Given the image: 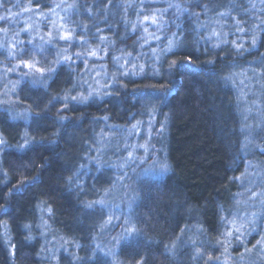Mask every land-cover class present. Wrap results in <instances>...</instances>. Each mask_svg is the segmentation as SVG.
<instances>
[{"label":"trees","instance_id":"1","mask_svg":"<svg viewBox=\"0 0 264 264\" xmlns=\"http://www.w3.org/2000/svg\"><path fill=\"white\" fill-rule=\"evenodd\" d=\"M152 1L0 0V90L12 63L4 48L7 30L23 38L21 61L29 23L41 24L52 9L78 41L74 48L53 36L55 51H45V61L36 56L39 75L23 69L13 96L1 95L0 264H238L232 255L240 244L232 241L246 211L247 161L255 160L256 168H249L264 180V31L251 43L247 32L233 34L219 17L238 15L240 28L248 27L253 18L246 21L241 8L259 0H174L161 17L165 31L152 30L171 36L174 47L156 53L154 62L144 53L140 27L160 7ZM260 16L264 26V9ZM212 21L219 35L226 34L222 45ZM107 43L114 45L106 67L111 78L119 73L106 97L73 101L82 92L88 52ZM235 74L259 89L258 119L252 117L257 109L240 97ZM150 112L149 156L160 169L152 176L127 166L122 174L124 157L115 158L106 145L118 133L103 138L102 123L128 128ZM99 143L102 149L95 150ZM126 183L131 232L115 243L113 263L96 246L102 239L99 207L118 196L124 211L126 198L112 190ZM43 220L54 235L42 233ZM51 237L67 250L52 248Z\"/></svg>","mask_w":264,"mask_h":264},{"label":"rangeland","instance_id":"2","mask_svg":"<svg viewBox=\"0 0 264 264\" xmlns=\"http://www.w3.org/2000/svg\"><path fill=\"white\" fill-rule=\"evenodd\" d=\"M173 1L174 0H153L151 5L154 6L155 4H159V9L155 10L153 13L147 16L148 19H144L140 25L144 33V53L145 55H147V58H149L153 62L155 61L154 57L156 56V53H159L160 51L162 53L167 52L165 50L169 48L172 38L171 36H167V34L165 38L161 37L159 34H155L154 32H152V30H161L162 28L163 31H165L166 26L165 23H163V21L161 20V17ZM256 8H259V12L255 11ZM263 9L264 0H259L258 4L256 2L252 5H249L244 9V12L241 8V13H248V15H245L244 17L246 21L250 17L253 18V21L250 24L248 23V27L245 26L244 28L242 26V28H240V24H242L243 21H240V16L238 15H233L231 21L224 19L223 17H219L222 24L221 26H225L228 22L229 31L233 32V34H239L240 36L243 34V32H247L246 34L248 35L246 37V41H250L253 39L251 42L253 43L256 38L257 40L258 38H260L261 32L264 31V26L262 25L261 20L262 15L260 16V13ZM251 12H253L254 14L252 15ZM42 16L43 18L41 24L39 23V25L36 26L35 23L31 21L28 25L29 39L26 45H28L29 47L26 49L27 53L25 61H21V59H19L21 56H23L22 51L23 47H25V44H21V39L23 38H21L18 33L12 32L10 30H7L4 36V48L7 52V55L12 58V63L10 70L6 76L8 81L0 90L1 100H4V98L1 96L3 94H9L10 97L13 96L12 92L17 87L18 82L25 75L21 73L23 69H29L28 74H35L36 76L39 75V72L33 68V66H36V56L43 57L45 61V51H48V49L51 51H55L52 44L53 36L57 37L61 41H67L74 48L78 46V41L74 38L72 32L67 31V29L62 25L59 10L52 9ZM153 19L155 20V23H153ZM136 21L137 18L132 20L130 26L131 29H133ZM215 22L216 21H212L214 29L213 34L219 35L218 30L215 27ZM42 27H45V30H43ZM145 29L147 31H145ZM226 31L227 30L224 27V32L222 33L225 34ZM65 33H70V38L61 39V37L64 36ZM219 36L220 43L217 46L222 45V43L226 42V34L225 37H223L222 35ZM242 39L243 38H241V40ZM244 42L245 41H242L241 44H244ZM33 44H35L36 47H33ZM113 45L114 44L111 43H107L106 45H99V49L94 50V52H88L89 63L87 65V71H84L85 77H83V80L81 81L83 88L80 90L82 92H80L76 96L77 101H81L79 99L80 97L87 98L83 101L95 99L94 97H106L109 83L111 82L112 84L115 80L114 77L117 73H119L114 72L111 78L112 70L109 71L108 67H106L105 64V55ZM231 49L237 51L240 50V48L238 46H235L234 44L232 45ZM115 61L116 58L112 61L111 66L114 65ZM135 61L136 59H133V62ZM119 66L124 67L125 64L120 63ZM12 72H14L15 75H11ZM41 72L42 71H40V73ZM234 79L235 81L237 80L242 84H240L242 86V88L240 87V97L242 95L243 99H245L244 103L246 107H249L251 104L253 110L256 111L257 109L256 113L252 117H256L258 119L259 89L255 88L252 83L245 82V79H240L236 74ZM254 89H257V91H255ZM64 100H66V98H64ZM22 113L26 114L23 110L19 111L20 119L25 118L21 116ZM151 116L152 113L150 112V114H147L142 120H136L128 128H125V126H111L107 125V123H102L103 127L101 128L100 133L103 138H109L111 135L118 133V137L111 138L106 145L111 148V152H114V154L116 155L114 156L115 158L124 157V159L122 158V165L120 167L122 170V174H126V167L131 166L136 167V172L143 170L144 174L149 173L152 176L157 175V170L160 168H157L158 163L155 161V159L149 156L150 150L148 149V143L154 122ZM253 118L252 121L254 122ZM102 147V144L99 143L95 146V150L102 149ZM112 154L113 153H111L110 155ZM254 161L255 160L252 159L250 161H247L248 171L246 169L243 175V178L245 179L249 187L242 195V203L245 204L246 211L244 214H242V217L239 220V227L237 228L238 231H236V237L234 241H232L236 244H240V247L236 251L237 255H232V257L235 258V262H237L238 264H260L259 262H262L264 264V184H262L261 187L259 186L261 183H264V180L261 181V179L259 178L258 170L249 168H256ZM93 162L96 166L100 165L99 160H97V162ZM86 170L88 171L89 167H87ZM112 175L116 181H121L120 176L117 172H115V175L112 172ZM131 179L132 175L129 177V180ZM112 191L117 195H120L122 193L126 198L127 204L124 211H120L122 199L118 196L114 197L111 195L107 198L104 197L105 199H103V203L100 202L99 208L102 209L103 207V215L101 217L102 224L99 227V234L101 235L102 239L99 243H97L96 246L101 253H105L113 263H116L115 243H117L123 236H128L131 232V226L128 218V204H131L132 196L129 198V196L131 195V187L127 183L122 185V188L118 186L113 188ZM104 194L105 193H103V195ZM256 218H258L260 230L262 229V232L257 231L258 228L256 225H258V222L256 221ZM116 228H119L120 231L113 235H108L110 231L114 232ZM40 229L42 233H52L54 235V230L51 228V226H48V223L45 220L42 221ZM250 235H253V238L250 243H247L246 240L249 239ZM49 240L53 243L52 248H54L57 252L61 248L67 250V247L65 246L66 243L60 244L54 237L49 238ZM231 264L233 263L231 262Z\"/></svg>","mask_w":264,"mask_h":264},{"label":"snow or ice","instance_id":"3","mask_svg":"<svg viewBox=\"0 0 264 264\" xmlns=\"http://www.w3.org/2000/svg\"><path fill=\"white\" fill-rule=\"evenodd\" d=\"M0 19H4L3 17H0ZM145 19H148L147 17H145ZM153 23H155V20L153 19ZM145 31H147L146 29H145ZM68 38H70V33H65V35L64 36H62L61 37V39H68ZM172 47H174V45L172 44V42L170 41V45H169V48L168 49H166L165 51H171L172 50ZM68 59H70V57H65V60H68ZM176 62L175 61H173V64H175ZM40 71H43L42 69L40 70ZM51 71V70H50ZM73 101H75L77 98L76 97H72L71 98ZM81 101H83V100H86L87 98L86 97H80L79 98ZM238 231V230H237ZM232 233H228V235H231Z\"/></svg>","mask_w":264,"mask_h":264},{"label":"bare ground","instance_id":"4","mask_svg":"<svg viewBox=\"0 0 264 264\" xmlns=\"http://www.w3.org/2000/svg\"><path fill=\"white\" fill-rule=\"evenodd\" d=\"M80 192V191H79Z\"/></svg>","mask_w":264,"mask_h":264}]
</instances>
